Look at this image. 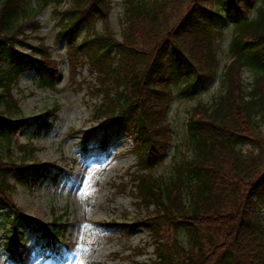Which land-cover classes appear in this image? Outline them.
<instances>
[{
    "label": "trees",
    "instance_id": "1",
    "mask_svg": "<svg viewBox=\"0 0 264 264\" xmlns=\"http://www.w3.org/2000/svg\"><path fill=\"white\" fill-rule=\"evenodd\" d=\"M120 1L118 38L109 16L113 0H0V213L10 225L0 253L18 260L26 227L56 240L61 235L56 222L31 226L13 203L10 183L17 171L19 183L37 185L49 169L35 163L31 142H15L25 120L13 90L32 68L41 88L52 85L47 49L36 48L31 58L17 48L27 40L23 29L38 28L36 18L53 7L58 37L77 55L73 68L89 66L97 83L91 92L99 100L96 133L107 138L126 121L123 132L138 148L143 173L133 187L137 207L149 216L122 226L144 228L156 240L151 264H264V0ZM230 18V63L218 77V48ZM201 78H220V91L190 111L188 155L178 147L170 177L149 176L152 154L170 136L161 118L173 89L185 80L178 94L184 96ZM54 113L39 118L37 136Z\"/></svg>",
    "mask_w": 264,
    "mask_h": 264
},
{
    "label": "rangeland",
    "instance_id": "2",
    "mask_svg": "<svg viewBox=\"0 0 264 264\" xmlns=\"http://www.w3.org/2000/svg\"><path fill=\"white\" fill-rule=\"evenodd\" d=\"M112 4L111 27L120 38L122 4L120 0H113ZM36 19L39 27L30 24L23 29L27 40H23L24 45L17 51L31 57L36 48L47 49L48 59L44 62L53 70V80L51 87L41 88L39 74L32 68L25 71L14 88V97L19 101L22 120H25L15 142L23 146L31 142L37 152L35 163L50 168L37 185L19 183L20 175L16 171L11 172L10 183L16 187L12 195L15 207L30 220L48 225L56 222L61 229V244L59 249L52 250L54 255L48 257L52 249L48 241L40 237V232L28 229L21 249L27 250L23 251V260L15 264H151L156 261V240L144 228L122 226L149 216L137 207L140 203L133 181L142 176L143 170L133 136L123 132L129 128L128 123L119 124L123 130L110 133L107 148L101 147L104 133L91 134L98 127L92 116L99 100L91 95L97 83L89 66L79 64L73 68L77 55L68 51L66 39L58 37L60 31L53 17V7L45 9ZM232 23L231 18L226 21L220 40L218 77L230 63ZM82 33L81 30L79 36H83ZM179 67L177 63L174 69ZM164 77H169V69ZM243 80L246 84L251 82L248 72L244 73ZM184 81L173 89L169 107L164 109L161 119H165L168 128L164 133L170 136L159 141V149L152 154L149 176L170 177V168L178 156L177 148L184 154L187 152L183 143L190 111L201 102L210 103L220 91V78L215 81L201 78L195 87L179 96L186 85ZM53 112L55 116L41 127L42 132L37 136L42 125L39 118ZM87 140L93 142V147L84 156L80 149ZM4 218L0 213L2 239L4 231L10 228ZM166 235L170 240L174 238L172 230ZM0 264H10L8 255L0 253Z\"/></svg>",
    "mask_w": 264,
    "mask_h": 264
},
{
    "label": "bare ground",
    "instance_id": "3",
    "mask_svg": "<svg viewBox=\"0 0 264 264\" xmlns=\"http://www.w3.org/2000/svg\"><path fill=\"white\" fill-rule=\"evenodd\" d=\"M97 131H98V130H95V131H93V133H94V132H97Z\"/></svg>",
    "mask_w": 264,
    "mask_h": 264
}]
</instances>
